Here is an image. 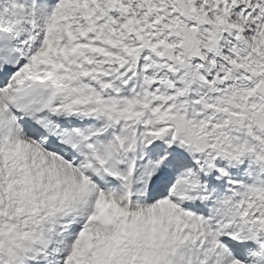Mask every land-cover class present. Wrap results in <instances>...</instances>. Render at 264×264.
I'll return each instance as SVG.
<instances>
[{"label": "snow or ice", "instance_id": "obj_1", "mask_svg": "<svg viewBox=\"0 0 264 264\" xmlns=\"http://www.w3.org/2000/svg\"><path fill=\"white\" fill-rule=\"evenodd\" d=\"M0 264H264V0H0Z\"/></svg>", "mask_w": 264, "mask_h": 264}]
</instances>
